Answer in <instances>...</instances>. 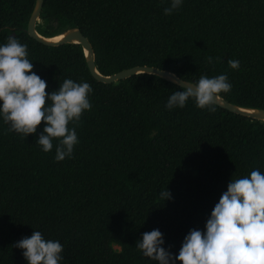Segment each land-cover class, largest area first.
Wrapping results in <instances>:
<instances>
[{
    "label": "trees",
    "instance_id": "obj_1",
    "mask_svg": "<svg viewBox=\"0 0 264 264\" xmlns=\"http://www.w3.org/2000/svg\"><path fill=\"white\" fill-rule=\"evenodd\" d=\"M35 0H0V45H27L48 93L65 79L88 82L92 105L75 127L71 157L56 161L37 133L9 131L0 116V264H28L16 242L41 231L63 245L60 264H158L136 243L158 229L179 254L191 229L206 231L233 179L264 173V121L198 108L166 107L179 85L137 73L111 83L90 73L78 43L46 45L26 32ZM43 0L36 30L60 36L78 27L103 75L154 66L197 82L226 74L239 106L264 108V0ZM212 57L209 62L207 57ZM238 60L233 69L228 60ZM168 190L171 198L163 199ZM117 246V247H115ZM175 264H181L176 261Z\"/></svg>",
    "mask_w": 264,
    "mask_h": 264
},
{
    "label": "clouds",
    "instance_id": "obj_2",
    "mask_svg": "<svg viewBox=\"0 0 264 264\" xmlns=\"http://www.w3.org/2000/svg\"><path fill=\"white\" fill-rule=\"evenodd\" d=\"M181 4L182 0H171L164 14H172ZM207 59L212 61L210 56ZM228 65L238 69L239 61L229 59ZM33 68L27 45L15 36L0 45V116L10 125L9 131L24 137L37 133L43 122L37 143L49 152L53 139H58L55 159L62 161L72 156L78 143L75 127L69 124L79 126L84 111L91 109L89 94L93 89L88 82L65 79L58 90L48 93L47 82ZM179 87L183 90L170 95L168 109L182 108L193 98L198 108L214 112L220 94L230 92L232 85L227 75L221 74L212 78L202 75L197 82ZM161 197L171 198L170 192L162 191ZM205 229H191L178 255L162 247L163 234L158 229L144 232L136 247L158 264H175L177 260L181 264H264V173L252 170L250 175L232 177ZM15 247L24 250L28 264H60L62 259L63 245L58 240L45 239L38 230L16 242Z\"/></svg>",
    "mask_w": 264,
    "mask_h": 264
},
{
    "label": "water",
    "instance_id": "obj_3",
    "mask_svg": "<svg viewBox=\"0 0 264 264\" xmlns=\"http://www.w3.org/2000/svg\"><path fill=\"white\" fill-rule=\"evenodd\" d=\"M42 4H43V0H35L33 9L29 15V19L27 22L26 32L28 33V35L46 45L56 46L64 43L80 44L85 54L87 67L91 75L96 80L105 83H111L119 79L127 78L137 73H148V74L157 75L177 85L187 86V83H194L192 81L182 79L180 76H178L176 73L172 71L166 69H160L154 66H146V65H135L117 71L111 75L101 74L96 68L95 54L92 45L89 39L81 32V30L78 27L66 28L62 33H60V37L57 39H54L53 37H45L36 30V23L40 20V11L42 8ZM216 105L228 111H231V113H234L236 115H240L258 121H264V108L239 106L237 104L227 101L221 96L217 100Z\"/></svg>",
    "mask_w": 264,
    "mask_h": 264
},
{
    "label": "bare ground",
    "instance_id": "obj_4",
    "mask_svg": "<svg viewBox=\"0 0 264 264\" xmlns=\"http://www.w3.org/2000/svg\"><path fill=\"white\" fill-rule=\"evenodd\" d=\"M60 36H57V37H55L54 39H57V38H59Z\"/></svg>",
    "mask_w": 264,
    "mask_h": 264
},
{
    "label": "rangeland",
    "instance_id": "obj_5",
    "mask_svg": "<svg viewBox=\"0 0 264 264\" xmlns=\"http://www.w3.org/2000/svg\"><path fill=\"white\" fill-rule=\"evenodd\" d=\"M115 247H117V246H115Z\"/></svg>",
    "mask_w": 264,
    "mask_h": 264
}]
</instances>
